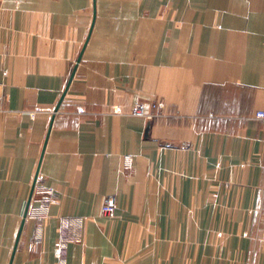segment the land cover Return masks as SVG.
<instances>
[{"label":"crops","instance_id":"1","mask_svg":"<svg viewBox=\"0 0 264 264\" xmlns=\"http://www.w3.org/2000/svg\"><path fill=\"white\" fill-rule=\"evenodd\" d=\"M260 110L264 0H0V264H264Z\"/></svg>","mask_w":264,"mask_h":264},{"label":"built area","instance_id":"2","mask_svg":"<svg viewBox=\"0 0 264 264\" xmlns=\"http://www.w3.org/2000/svg\"><path fill=\"white\" fill-rule=\"evenodd\" d=\"M160 104L157 102L147 105L143 102H138L132 110V114L140 117H144L149 120L155 119L158 114ZM257 117L264 119V110H260L257 113ZM35 187L30 202L27 218H34L39 221L36 229L33 241L30 245L34 250L38 244L42 241V225L43 221L48 218V209L52 203L56 201V192L53 188L44 184L43 178L39 176V173L35 177ZM117 199L115 195H108L104 199L102 206V214L107 217H114L116 215ZM65 242V241H64ZM64 249V248H63Z\"/></svg>","mask_w":264,"mask_h":264},{"label":"water","instance_id":"3","mask_svg":"<svg viewBox=\"0 0 264 264\" xmlns=\"http://www.w3.org/2000/svg\"><path fill=\"white\" fill-rule=\"evenodd\" d=\"M74 73H75V72H74ZM73 76H74V75H73ZM68 86H69V85H68ZM67 90H68V87H67V89H66V91H65V93H64V95H63V97H62V99H61V101H60V103L57 105V107H56V111L59 110V108H60V106H61V103H62V101H63V99H64V97H65V95H66ZM53 121H54V117H53V120H52V123H51V124H53ZM51 127H52V125H51ZM39 170H40V167L38 168V173H39ZM38 173H37V174H38ZM35 180H36V179H35ZM34 187H35V181H34V183H33L32 191H31V195H30V197H29V201H28V203H27V207H26L25 214H24V221H23V224H22V227H21V230H20V233H19L18 239H17V244H16V247H15V250H16V248H17V246H18V242H19V240H20V236H21V233H22V230H23L24 224H25V220H26V217H27V214H28V210H29L30 202H31L32 195H33V192H34Z\"/></svg>","mask_w":264,"mask_h":264}]
</instances>
